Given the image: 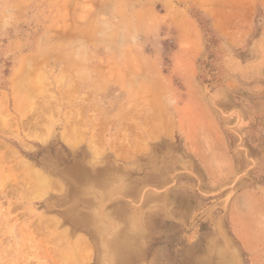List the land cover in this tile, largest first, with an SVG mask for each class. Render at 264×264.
I'll return each instance as SVG.
<instances>
[{
	"label": "rangeland",
	"instance_id": "374dc122",
	"mask_svg": "<svg viewBox=\"0 0 264 264\" xmlns=\"http://www.w3.org/2000/svg\"><path fill=\"white\" fill-rule=\"evenodd\" d=\"M0 264H264V0H0Z\"/></svg>",
	"mask_w": 264,
	"mask_h": 264
},
{
	"label": "bare ground",
	"instance_id": "6f19581e",
	"mask_svg": "<svg viewBox=\"0 0 264 264\" xmlns=\"http://www.w3.org/2000/svg\"><path fill=\"white\" fill-rule=\"evenodd\" d=\"M36 173V172H35ZM35 177H36V175H35ZM38 177V176H37ZM37 179V178H36ZM39 179V178H38ZM45 182H46V180H45ZM44 184V183H43Z\"/></svg>",
	"mask_w": 264,
	"mask_h": 264
}]
</instances>
